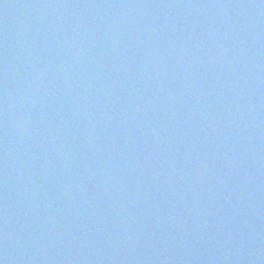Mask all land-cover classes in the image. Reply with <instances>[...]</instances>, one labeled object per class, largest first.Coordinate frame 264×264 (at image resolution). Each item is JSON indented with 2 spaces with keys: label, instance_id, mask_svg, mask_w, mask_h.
<instances>
[{
  "label": "water",
  "instance_id": "obj_1",
  "mask_svg": "<svg viewBox=\"0 0 264 264\" xmlns=\"http://www.w3.org/2000/svg\"><path fill=\"white\" fill-rule=\"evenodd\" d=\"M0 264H264V0H0Z\"/></svg>",
  "mask_w": 264,
  "mask_h": 264
}]
</instances>
